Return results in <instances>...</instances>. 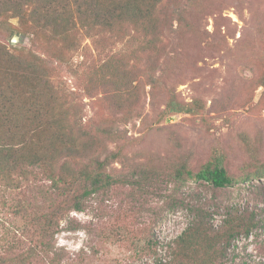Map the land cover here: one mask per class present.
I'll return each mask as SVG.
<instances>
[{
	"label": "rangeland",
	"instance_id": "rangeland-1",
	"mask_svg": "<svg viewBox=\"0 0 264 264\" xmlns=\"http://www.w3.org/2000/svg\"><path fill=\"white\" fill-rule=\"evenodd\" d=\"M186 2L176 0L175 4L183 7ZM192 2L190 26L178 27L169 15L156 54L141 36L131 38V26L119 25L126 38L114 41L103 36L102 44L109 45L105 54H99L85 37L83 55L76 52L55 69L57 79L75 91L80 113L92 131L110 119L119 127L121 139L99 140L100 147L124 154L111 164L115 174L144 166L161 172L167 163L179 162L196 171L219 149L228 174L236 180L231 186L214 188L203 182L176 184L161 177L136 188L139 195L133 196L135 189L119 184L98 193L91 207L71 214L87 225L97 224L91 239L100 252L99 264H135L129 258L127 240L118 245L103 242L100 231L120 226L142 242L150 236L160 242L171 240L191 222L190 209L198 206L214 231L223 229L228 217L253 222L248 232L240 229L224 244L221 263L264 264V0ZM23 26L9 13L0 15V43L11 50L29 46V37L15 29ZM106 59L132 69L136 101L131 102V113L137 114L130 119L121 121L122 113L114 108L125 107L126 101L105 85L101 66ZM56 65L54 60L52 66ZM152 66L178 101L198 100L202 108L195 113H165V89L160 84L152 96L145 78ZM89 79L87 93L84 87ZM55 239L70 252L89 248L84 230L62 231Z\"/></svg>",
	"mask_w": 264,
	"mask_h": 264
},
{
	"label": "trees",
	"instance_id": "trees-1",
	"mask_svg": "<svg viewBox=\"0 0 264 264\" xmlns=\"http://www.w3.org/2000/svg\"><path fill=\"white\" fill-rule=\"evenodd\" d=\"M175 2L0 0V15L16 17L24 25L16 27V32L28 36L30 42L12 50L0 43V264H99L100 252L91 239L97 224L87 225L71 213L85 211L98 193L117 184L135 189L134 196L136 188L161 177L176 184L203 182L214 188L236 181L228 174L219 149L196 171L179 162L167 163L161 172L144 166L115 174L111 164L122 160L124 154L120 149L100 147L99 140L121 139L119 127L110 119L92 131L80 113L75 91L57 79L55 69L67 64L74 53L80 55L85 37L99 54L109 47L102 44L103 36L125 39L127 34L119 25L131 26V38L141 36L156 54L169 15L178 27L190 26L192 0L183 7ZM170 3L174 6L168 10ZM101 67L105 85H111L114 95L125 97V107L114 106L123 115L120 120L130 119L137 114L131 113L136 101L131 67L109 59ZM152 67L147 68L145 78L152 96L160 84L165 89V113H195L202 108L198 100L178 101L175 93L165 88L156 66ZM90 79L84 87L87 93ZM190 210L194 215L191 222L171 240L160 242L150 236L142 242L120 226L98 235L111 244L127 240L129 258L135 264H224V244L240 229L248 232L253 224L228 217L225 227L214 231L204 221L203 208ZM79 230L88 235V249L70 252L57 245L56 234Z\"/></svg>",
	"mask_w": 264,
	"mask_h": 264
},
{
	"label": "water",
	"instance_id": "water-1",
	"mask_svg": "<svg viewBox=\"0 0 264 264\" xmlns=\"http://www.w3.org/2000/svg\"><path fill=\"white\" fill-rule=\"evenodd\" d=\"M16 37V36H15ZM16 38H14V40H15Z\"/></svg>",
	"mask_w": 264,
	"mask_h": 264
}]
</instances>
